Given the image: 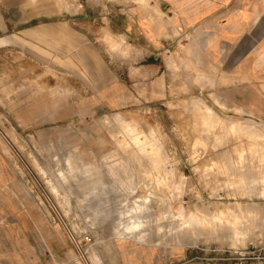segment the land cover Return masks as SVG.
I'll return each mask as SVG.
<instances>
[{
  "label": "rangeland",
  "instance_id": "obj_1",
  "mask_svg": "<svg viewBox=\"0 0 264 264\" xmlns=\"http://www.w3.org/2000/svg\"><path fill=\"white\" fill-rule=\"evenodd\" d=\"M169 1L225 22L260 2ZM13 3L1 264H264L258 29L167 26L158 0Z\"/></svg>",
  "mask_w": 264,
  "mask_h": 264
},
{
  "label": "crops",
  "instance_id": "obj_2",
  "mask_svg": "<svg viewBox=\"0 0 264 264\" xmlns=\"http://www.w3.org/2000/svg\"><path fill=\"white\" fill-rule=\"evenodd\" d=\"M259 1L253 13L247 9L242 10L241 8H239L237 11L232 10V13L231 10H229L227 22H225L223 19H220L221 15L217 12L219 5H216L215 10H209L208 12L210 13H204V4L199 5L197 3L196 9L192 10V13H187L186 9L184 10V15H182L176 6L173 5L175 1L171 2L169 0H158V6L161 10V7L164 6L163 4L165 3L170 6V9L166 10L165 12H161L163 13V23L167 26L172 25L175 17L178 19L180 26L204 25L209 21L213 23L215 20H218L219 24L223 26L226 25L228 27L229 32L227 33V37H225L228 40L235 39L240 36H244L246 38V34L248 32L258 29L262 36L261 42L259 44L262 51L260 50L259 61L254 62V69L252 68L251 71L258 70L260 71L261 75H264V2H261V0ZM179 2H182V0H179ZM14 4L15 3H13V0H0V35L18 31L17 28L11 24V18H9V13L13 10V6H15ZM143 6L144 8L147 7L148 9V5L146 3H143ZM212 6L215 7L214 5ZM181 7L182 5H180V8ZM152 25L155 29L158 27L156 25L154 26V23H152ZM231 45L232 44H229L228 46L230 47Z\"/></svg>",
  "mask_w": 264,
  "mask_h": 264
}]
</instances>
